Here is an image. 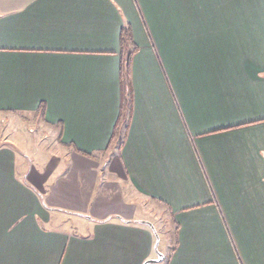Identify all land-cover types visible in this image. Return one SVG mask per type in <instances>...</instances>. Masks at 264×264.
Returning a JSON list of instances; mask_svg holds the SVG:
<instances>
[{"label": "crops", "instance_id": "obj_1", "mask_svg": "<svg viewBox=\"0 0 264 264\" xmlns=\"http://www.w3.org/2000/svg\"><path fill=\"white\" fill-rule=\"evenodd\" d=\"M39 111L64 160L0 145V264H264V0H0V113Z\"/></svg>", "mask_w": 264, "mask_h": 264}, {"label": "rangeland", "instance_id": "obj_2", "mask_svg": "<svg viewBox=\"0 0 264 264\" xmlns=\"http://www.w3.org/2000/svg\"><path fill=\"white\" fill-rule=\"evenodd\" d=\"M10 142L16 144L18 162H24L37 170L46 169L50 171L64 160L65 151L56 132L54 133L52 128L47 126L38 114L0 113V145L10 144ZM118 182L121 193L128 197L127 184L121 181ZM136 196H138V201L140 197L137 194ZM143 201L141 203L137 202L138 216L145 224H149L151 230L155 233L156 251L162 259L174 242V223L163 207L152 201L144 199ZM63 228L70 231L76 230L73 221Z\"/></svg>", "mask_w": 264, "mask_h": 264}, {"label": "trees", "instance_id": "obj_3", "mask_svg": "<svg viewBox=\"0 0 264 264\" xmlns=\"http://www.w3.org/2000/svg\"><path fill=\"white\" fill-rule=\"evenodd\" d=\"M121 44H123L122 41H121ZM130 57H131V53L129 52L127 54V56H126V59L121 60L120 78H121V87H122V89H124L125 85H127L128 82H129ZM41 111H42V109H41ZM41 111H39V113H38L40 118H42L41 117ZM126 112L127 113L129 112V104L128 103H126V104L124 103L123 104V107H122V116H124V117H123L121 123L119 121L118 126H117V129H115V133H114V136L116 138L117 144H119V145H120L121 139L119 137L120 134H118L116 132V130L118 131V129H122L126 125V121H125V119H126L125 115L127 114Z\"/></svg>", "mask_w": 264, "mask_h": 264}]
</instances>
